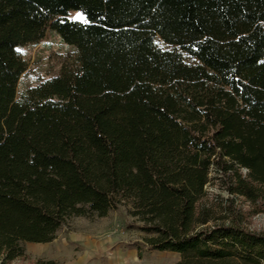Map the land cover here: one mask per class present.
Returning a JSON list of instances; mask_svg holds the SVG:
<instances>
[{
	"label": "trees",
	"instance_id": "16d2710c",
	"mask_svg": "<svg viewBox=\"0 0 264 264\" xmlns=\"http://www.w3.org/2000/svg\"><path fill=\"white\" fill-rule=\"evenodd\" d=\"M71 13L79 59L18 95ZM237 199L264 206V0H0L1 264L121 207L179 264H264Z\"/></svg>",
	"mask_w": 264,
	"mask_h": 264
},
{
	"label": "rangeland",
	"instance_id": "374dc122",
	"mask_svg": "<svg viewBox=\"0 0 264 264\" xmlns=\"http://www.w3.org/2000/svg\"><path fill=\"white\" fill-rule=\"evenodd\" d=\"M77 16L82 17L79 13H71L67 18L56 19L42 41L17 47L19 60L27 66L18 95L58 77L65 66L79 59V48L68 41V31L72 25L85 27L88 24ZM156 43L159 47L170 48L160 38ZM186 61L195 63L190 57H186ZM208 192L210 200L228 198L217 184L209 187ZM236 204L250 214L247 227L264 233V206L254 208L242 199H237ZM140 227L126 207L112 212L107 218H75L49 244L24 243L25 255L8 264H179L182 261L178 254L149 248L145 243L147 235Z\"/></svg>",
	"mask_w": 264,
	"mask_h": 264
},
{
	"label": "snow or ice",
	"instance_id": "6c2138e0",
	"mask_svg": "<svg viewBox=\"0 0 264 264\" xmlns=\"http://www.w3.org/2000/svg\"><path fill=\"white\" fill-rule=\"evenodd\" d=\"M77 19H83L82 17H80V16H77Z\"/></svg>",
	"mask_w": 264,
	"mask_h": 264
}]
</instances>
